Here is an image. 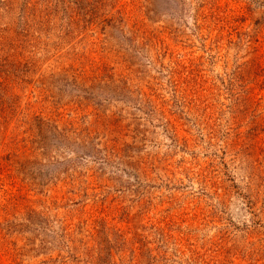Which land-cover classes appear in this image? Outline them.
<instances>
[{
    "label": "rangeland",
    "instance_id": "1",
    "mask_svg": "<svg viewBox=\"0 0 264 264\" xmlns=\"http://www.w3.org/2000/svg\"><path fill=\"white\" fill-rule=\"evenodd\" d=\"M10 105L0 264H264V0H0Z\"/></svg>",
    "mask_w": 264,
    "mask_h": 264
},
{
    "label": "trees",
    "instance_id": "2",
    "mask_svg": "<svg viewBox=\"0 0 264 264\" xmlns=\"http://www.w3.org/2000/svg\"><path fill=\"white\" fill-rule=\"evenodd\" d=\"M0 111L2 113H6L8 115H15L17 113V108L15 106L10 105V106H6V107H2V109H0ZM42 124H43V122L37 117L31 122L30 125L34 128V127H39ZM85 140L86 141L84 142V144L88 141V138Z\"/></svg>",
    "mask_w": 264,
    "mask_h": 264
}]
</instances>
